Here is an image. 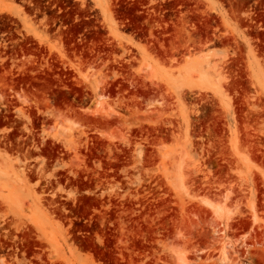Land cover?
Instances as JSON below:
<instances>
[{"label":"rangeland","instance_id":"374dc122","mask_svg":"<svg viewBox=\"0 0 264 264\" xmlns=\"http://www.w3.org/2000/svg\"><path fill=\"white\" fill-rule=\"evenodd\" d=\"M0 264H264V0H0Z\"/></svg>","mask_w":264,"mask_h":264}]
</instances>
